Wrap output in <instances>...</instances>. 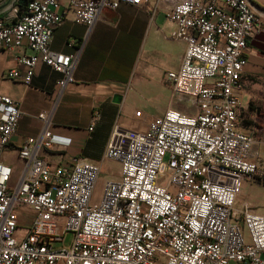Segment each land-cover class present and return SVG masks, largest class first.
I'll use <instances>...</instances> for the list:
<instances>
[{
    "label": "built area",
    "instance_id": "2783aa9c",
    "mask_svg": "<svg viewBox=\"0 0 264 264\" xmlns=\"http://www.w3.org/2000/svg\"><path fill=\"white\" fill-rule=\"evenodd\" d=\"M150 1L153 11L165 5L175 38L185 43L166 82L193 98L198 112L167 107L145 129L116 127L104 157L119 162L120 178L105 182L98 203L91 199L97 165L79 157L51 165L38 156L52 148L53 113L74 82L81 49L50 48L63 21L58 0H30L24 13L0 18V48L33 51L16 57L24 74L13 69L9 78L30 84L39 62L60 74L56 101L37 115L42 129L17 151L24 168L16 183L0 160V264H264V215L235 209L242 182L260 176L251 159L257 140L238 128V92L247 42L264 28L250 0H69L68 8L89 30L105 9ZM20 116V103L0 94V157ZM27 209L33 216L25 225Z\"/></svg>",
    "mask_w": 264,
    "mask_h": 264
},
{
    "label": "crops",
    "instance_id": "0c3cea01",
    "mask_svg": "<svg viewBox=\"0 0 264 264\" xmlns=\"http://www.w3.org/2000/svg\"><path fill=\"white\" fill-rule=\"evenodd\" d=\"M250 1L257 25L264 28V0ZM16 2L0 0V18L19 14ZM68 4L69 0H58L56 10L63 15V21L53 32L50 48L65 54L81 49L73 72L74 82L66 86L53 113L49 127L52 148L40 150L38 156L51 165H66L73 157L93 163L99 167L96 183L103 188L105 182L120 178L119 162L104 157L116 127L145 129L149 120L167 107L187 115L197 114L198 107L193 98L173 93L166 82V73L181 65L185 43L175 38V24L165 19L164 4L153 11L154 1L141 6L122 3L116 10H103L89 30L73 20ZM70 40L74 41L73 46L68 45ZM21 53L31 55L33 51L26 47L0 48V94L19 102L21 110L11 136V149L0 157L12 167L11 184L17 182L24 168L17 151L42 129L37 115L52 108L60 78L58 72L41 62L34 67L30 84L9 78L13 69L24 74L25 67L16 61ZM245 58L242 88L238 92V128L255 133L260 139L251 156L260 165L264 161V31L254 33L248 40ZM95 112L98 117L89 130ZM244 181L239 205L264 215V208L252 198L261 191L248 184L253 182ZM32 216L27 209L22 223H29ZM244 235L248 242L246 231Z\"/></svg>",
    "mask_w": 264,
    "mask_h": 264
},
{
    "label": "rangeland",
    "instance_id": "374dc122",
    "mask_svg": "<svg viewBox=\"0 0 264 264\" xmlns=\"http://www.w3.org/2000/svg\"><path fill=\"white\" fill-rule=\"evenodd\" d=\"M155 104L156 103L154 102L153 106ZM159 114H157V115H159ZM157 115H155V116H157ZM155 116H153V117H155ZM241 123L243 124V120ZM243 130H245V129H243ZM252 135L256 138L257 143L259 142V144H260L261 141L257 137V135L255 133H252ZM263 158H264V156H263ZM259 170H260V172H259L260 176L257 178V180L255 182H253V184L248 183V181H244V182H247L249 185L253 186V188L259 189L261 191L260 193L254 194L252 196V198L255 199L256 201H258L260 203L261 207L264 208V184H263V181H264V161L260 162ZM240 189H241V187H240ZM102 190H103L102 186H100L99 183L97 182L96 186L94 188V191H93V195H92V203H98L101 200ZM239 192L241 193V190H239ZM240 193H238L237 200L235 203V209L236 210H239L240 206H241V205H239V202H238V199L240 198ZM23 214L26 216V212H23ZM23 232H24L23 229H19L18 233H16V235L23 234ZM69 241H70V236H67L64 244H68Z\"/></svg>",
    "mask_w": 264,
    "mask_h": 264
},
{
    "label": "trees",
    "instance_id": "16d2710c",
    "mask_svg": "<svg viewBox=\"0 0 264 264\" xmlns=\"http://www.w3.org/2000/svg\"><path fill=\"white\" fill-rule=\"evenodd\" d=\"M30 0H17L16 6L18 7V13L22 14L27 8V4ZM264 184V181H263Z\"/></svg>",
    "mask_w": 264,
    "mask_h": 264
}]
</instances>
